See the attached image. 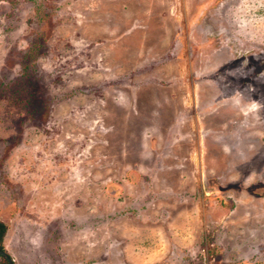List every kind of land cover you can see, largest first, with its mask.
Returning <instances> with one entry per match:
<instances>
[{
    "label": "rangeland",
    "instance_id": "rangeland-1",
    "mask_svg": "<svg viewBox=\"0 0 264 264\" xmlns=\"http://www.w3.org/2000/svg\"><path fill=\"white\" fill-rule=\"evenodd\" d=\"M0 223L12 264H264V0H0Z\"/></svg>",
    "mask_w": 264,
    "mask_h": 264
},
{
    "label": "trees",
    "instance_id": "trees-1",
    "mask_svg": "<svg viewBox=\"0 0 264 264\" xmlns=\"http://www.w3.org/2000/svg\"><path fill=\"white\" fill-rule=\"evenodd\" d=\"M5 232H6L5 225L0 223V251H2V252H4V249L2 247V240H3V237L5 235ZM2 259H3V263L2 264H9L8 260L4 259L3 257H2Z\"/></svg>",
    "mask_w": 264,
    "mask_h": 264
},
{
    "label": "water",
    "instance_id": "water-1",
    "mask_svg": "<svg viewBox=\"0 0 264 264\" xmlns=\"http://www.w3.org/2000/svg\"><path fill=\"white\" fill-rule=\"evenodd\" d=\"M0 256L5 257L8 260L9 264H12V261L10 260V258L4 252L0 251Z\"/></svg>",
    "mask_w": 264,
    "mask_h": 264
}]
</instances>
